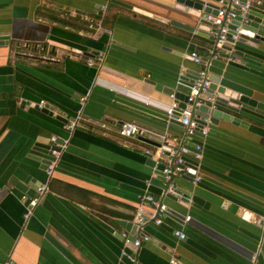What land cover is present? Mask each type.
I'll return each mask as SVG.
<instances>
[{
    "label": "crops",
    "instance_id": "1",
    "mask_svg": "<svg viewBox=\"0 0 264 264\" xmlns=\"http://www.w3.org/2000/svg\"><path fill=\"white\" fill-rule=\"evenodd\" d=\"M253 10L264 13V0ZM188 11L176 0H0V264H132L135 249L124 242L138 206L153 215L140 204L146 195L169 213L142 228L149 241L136 264H264V42L195 64L192 52L210 59L214 28ZM200 70L255 106L221 110L239 125L207 122L206 136L193 138L203 149L201 181L174 177L181 192L171 197L144 150L163 149V137L192 144L167 117L166 93L188 94ZM75 118L82 127L65 130ZM123 122L142 136H117ZM44 138L65 144L49 180L43 161L53 157L31 150ZM45 183L25 221V201Z\"/></svg>",
    "mask_w": 264,
    "mask_h": 264
},
{
    "label": "built area",
    "instance_id": "2",
    "mask_svg": "<svg viewBox=\"0 0 264 264\" xmlns=\"http://www.w3.org/2000/svg\"><path fill=\"white\" fill-rule=\"evenodd\" d=\"M258 0H217V13L215 16L206 15L205 19L210 22L214 26V49L217 51L221 50V47L227 41V34L230 30V26L235 18L238 16H243L249 10H253L254 6H257ZM80 19L86 23L89 27L93 25V20L91 17L87 15L80 16ZM235 35L231 37L233 41H236L238 35L248 36L249 39L254 38V34L250 31H245L241 28L235 27L234 29ZM216 52H211L210 61L212 59L217 58ZM191 58L195 64H199L201 62V57L197 52L191 53ZM210 61L205 63V68L210 65ZM210 81L207 76L206 70H201L198 72V77H196L190 86V91L187 98V103L185 104L184 109L179 112L178 123L185 130V138L191 141V145H183L179 143L178 139L175 138H162V145L167 147L169 150L160 149L156 150L153 153L150 149H145V155L152 157L153 155V169L155 171H160L161 176L165 181V189L164 195H169L174 188V184L172 183V179L174 177H182L187 176L192 179V183L195 185L201 181V174L199 171V162L202 159L203 149L200 142L193 141V138L196 134H199L201 137H205L207 134V128L205 126L198 128L197 123L192 120L193 118V108L200 105L198 98L207 92ZM45 106L44 102L39 103L38 107L42 108ZM178 103L174 102L172 105L166 110V115L169 119L174 115L177 111ZM207 123V120H204ZM80 123V118H75L66 123L64 126L65 130L72 131L77 127H82ZM99 128L106 130L104 125H99ZM92 132H97L93 128ZM102 133H106V132ZM117 136L124 139H138L142 136L141 129L132 122H123L120 123L115 130ZM53 142V141H52ZM58 149H61L65 146V144L57 145ZM59 152L52 151L53 160L49 162L46 167V176L47 180L52 177L53 171L55 169L57 159L59 156ZM156 156V157H155ZM187 157H190L191 160H186ZM48 191V184L40 185L37 190L35 196L28 198L24 203V212L23 219L26 221L32 216L33 209L38 205L42 197ZM140 204H148L153 210V215L151 217H144L142 215L143 208L142 206L137 207L136 215H135V225L140 230L149 222L153 221L156 225H160L163 222V219L168 215L167 206L155 200L151 195H146L140 199ZM190 220V217L187 215L184 216L182 222L187 224ZM174 235L179 239L183 240L185 235L182 232L176 231ZM149 241V237L146 235H142L141 237H137L133 242V247L135 250L132 255H128L129 261L132 264H136V250L141 247V245L145 242ZM129 242L128 239L125 240V244ZM171 264H176L174 260L170 261ZM5 264H12L11 262H6Z\"/></svg>",
    "mask_w": 264,
    "mask_h": 264
},
{
    "label": "water",
    "instance_id": "3",
    "mask_svg": "<svg viewBox=\"0 0 264 264\" xmlns=\"http://www.w3.org/2000/svg\"><path fill=\"white\" fill-rule=\"evenodd\" d=\"M176 1H177V4L183 5L184 7H187L190 10L188 11V13L197 19L196 21L198 24L206 25L209 28H214V26L210 22H206L203 18L206 15H212V16L216 15L217 0H176ZM112 2H115V1H112ZM231 25L233 27H238L245 31L252 32L254 34V38L249 39L245 35H238L236 41H233L231 37L235 35V32L233 29H230L227 34V41L221 47L222 50L231 52L232 49L234 48V45H236L237 43L244 44L252 48H256L260 42H264V13H261L255 10H249L243 16H240L238 13V16L235 18V20L232 22ZM194 30H195L194 27L188 28V31L190 33H193ZM210 40L214 41V38H211ZM237 50H235V54L238 56H243V53ZM213 52H216V50L213 49ZM245 57L253 60V58L250 56L246 55ZM209 60L210 59L206 60L201 57V62L199 64H203L205 66V63H207ZM196 77H198V73L196 74ZM209 81H210V84H209L207 92L198 98L200 105L193 108L192 120L197 123L198 128H201L207 124L204 122V120H207V122L212 123L213 119L215 118H219L225 121H230L234 125H239L241 120L238 117H231L228 114H224L221 110L226 109L229 112L238 114L241 108L254 107L255 101L250 99L246 95L239 94L238 92L227 93L226 91L227 87L225 85H219L218 84L219 82L216 79L214 80L209 79ZM190 86L191 84L189 85V87ZM166 94L170 95L173 98L174 102L178 103L177 111L171 117L172 120L177 121L179 112L182 109H184L185 104L187 103V98H188L189 93L184 94V93H179L173 90H169ZM38 105H37V108H38ZM57 119L63 122V119H61L60 117H58ZM141 141L151 146H155V147L159 146L156 143L151 142L149 140L141 139ZM62 144L63 143L60 139H57L54 142L50 141L47 138L37 139L36 143L33 145L31 150L33 152L43 154L47 157H51L52 151H57V152L60 151V149H58V147L56 146L62 145ZM163 149L169 150L165 146L163 147ZM49 162L50 161L46 159H44L43 161V163L46 164V166L49 164ZM180 192H181L180 189L174 187L173 191L168 196L178 197V193ZM184 202L186 201L184 200ZM143 213L144 212L142 211V215ZM183 218L184 217H182V219ZM141 230L140 228H137V225L133 226L129 237H127L129 242L126 244V247H129L130 249H135L133 247V242L137 237L139 236L141 237L143 235L140 233ZM137 251L138 249L136 250V252Z\"/></svg>",
    "mask_w": 264,
    "mask_h": 264
}]
</instances>
